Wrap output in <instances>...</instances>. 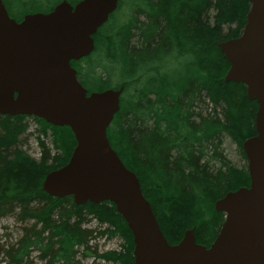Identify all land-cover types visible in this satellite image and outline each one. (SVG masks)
<instances>
[{"label":"trees","instance_id":"obj_1","mask_svg":"<svg viewBox=\"0 0 264 264\" xmlns=\"http://www.w3.org/2000/svg\"><path fill=\"white\" fill-rule=\"evenodd\" d=\"M2 1L17 22L64 2ZM250 6V0H119L94 36V52L71 62L89 94L124 89L107 133L110 146L137 175L171 245L194 229L196 242L210 247L225 217L215 204L251 183L248 166L234 165L223 142L235 143L248 162L243 144L257 134L259 106L244 84L225 82L230 63L218 47L242 34ZM33 135L39 161L26 150ZM76 145L70 127L0 114V221L12 217L25 225L16 243L0 246L4 264H35L33 254L40 264H80V256L136 264L132 231L116 205L80 206L73 196L43 190ZM93 220L98 227H86ZM98 237L122 239L121 252L100 254L91 245Z\"/></svg>","mask_w":264,"mask_h":264},{"label":"water","instance_id":"obj_2","mask_svg":"<svg viewBox=\"0 0 264 264\" xmlns=\"http://www.w3.org/2000/svg\"><path fill=\"white\" fill-rule=\"evenodd\" d=\"M247 23L238 39L218 44L230 63L225 82L247 87L259 106L257 134L244 141L249 187L215 204L225 214L210 247L190 229L171 245L159 226L137 175L126 168L107 136L121 107L124 89L88 91L71 62L94 52V36L118 9L119 0L68 1L51 13H30L20 22L0 0V114L38 117L70 127L77 145L70 162L52 171L43 190L76 205L111 202L132 231L136 264H264V0H250Z\"/></svg>","mask_w":264,"mask_h":264},{"label":"rangeland","instance_id":"obj_3","mask_svg":"<svg viewBox=\"0 0 264 264\" xmlns=\"http://www.w3.org/2000/svg\"><path fill=\"white\" fill-rule=\"evenodd\" d=\"M31 123V122H30ZM36 127L35 124H31L30 130L28 133L32 135V133L35 131ZM34 136V137H33ZM30 137L31 141L29 143V146L26 148V150L29 152L30 156L35 159V161H39L41 157V151L38 147V140L36 139V136L33 135ZM51 142V141H50ZM224 153L227 155L229 160L236 165L238 168H244L248 166V162L243 161L241 154L238 152V146L230 142L228 139L224 140ZM90 226V228L96 229L98 227L97 221H92L89 224H86V227ZM25 227V225H22L19 223L16 218L7 217L0 221V246H6L10 245L12 243H16V241L21 238L23 232L22 228ZM124 244V241L119 238H112L107 239L106 237H98L97 240H94L91 245L96 247V250L100 254L108 253L109 251H117L121 252V247ZM31 260L34 261L35 264H40V261L37 259V256L33 254L31 257ZM80 264H114L111 262H106L102 258H95V257H82L79 258ZM3 256H0V264L3 263Z\"/></svg>","mask_w":264,"mask_h":264}]
</instances>
